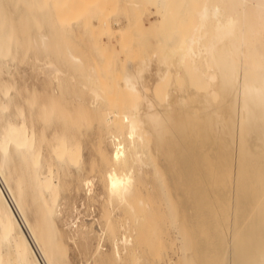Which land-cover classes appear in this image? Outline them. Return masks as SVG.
I'll return each instance as SVG.
<instances>
[{
    "label": "bare ground",
    "instance_id": "6f19581e",
    "mask_svg": "<svg viewBox=\"0 0 264 264\" xmlns=\"http://www.w3.org/2000/svg\"><path fill=\"white\" fill-rule=\"evenodd\" d=\"M21 7L26 15L15 18ZM22 19L35 27L39 50H53L72 76L93 83V100L69 109L24 82L28 94L19 95L14 76L2 77ZM83 32L97 36L93 45L112 61L133 47L143 51L120 61L124 70L113 81V73L99 78L116 82L111 91L121 99L114 96L120 101L110 111L98 108L105 89L95 85V60L90 69L68 41L60 49L68 35ZM44 58L35 60L36 75L59 80L58 61ZM61 114L68 125L60 131L54 123L50 137L47 125ZM93 117L97 142L90 140L86 157L78 123ZM0 119V264H53L65 239L87 248L97 229L119 237L111 206L133 225L134 236L123 224L119 237L132 245L131 264H156L162 248L176 254L173 264H264V0H0ZM94 179L105 196L94 220L100 228L76 218L59 226L63 208H76L67 191L85 187L91 195ZM96 239L90 255L124 262L118 247L100 251Z\"/></svg>",
    "mask_w": 264,
    "mask_h": 264
},
{
    "label": "rangeland",
    "instance_id": "374dc122",
    "mask_svg": "<svg viewBox=\"0 0 264 264\" xmlns=\"http://www.w3.org/2000/svg\"><path fill=\"white\" fill-rule=\"evenodd\" d=\"M23 7H21V9H20V12H19V14L18 15H16L15 16V18H21V16H24V15H26L25 13H24V10L22 9ZM23 12V13H22ZM120 11H117L116 13H119ZM26 20H21V21H17V22H15L14 23V26H15V41H14V44H15V46H13V52H15V57H14V59L12 60V59H10L8 62H7V64L5 65L6 67L8 66H10V68H4L3 69V71L6 69V71H4V73L6 74H4L3 73V78L4 79H10L9 78V76H14V78H15V80H16V82L18 83H16V87H17V90H18V93L17 94H19V95H21V93L23 94V96L24 95H26L27 96V94H28V91H30V90H36L37 91V93H38V95L39 96H41L42 98H44V99H48L49 97V95L51 94V92H52V94L51 95H54L55 97H57V99H58V101L61 103V104H63L64 106L65 105H70L71 103V105L70 106H68L67 105V107L69 108V109H73V107H75V105H79V104H84V102L85 103H88L89 101H90V99L91 100H93L92 98H93V93L91 92L92 90H90L91 89V84H93V83H90V81H87V83H86V80L85 79H83V77L81 78V76L79 77V76H77L76 74L74 75V76H76V77H78L77 79H75L76 77H74V76H72L73 74H72V72H70L69 70H68V68H66V64H65V62H64V60L63 59H61V58H57V56L55 57V52L53 51V50H51V51H53V52H51V51H48V50H46V51H41V50H39V47H36L35 45H34V43H33V37L35 36V34H36V29H35V27H33L32 26V24L30 23V20H27L26 22H25ZM23 23H25V26H21V24H23ZM49 28L46 26V25H44L43 26V31H46V32H48V33H50V29L48 30ZM26 34H27V38H25L26 37ZM73 35H76V34H73ZM73 35H68L67 36V38H66V36H65V38H66V40L65 41H60V40H62V39H65L64 38V36L62 37V35H61V38L59 39V41L61 42V46H60V49H62L65 45H66V42L68 41L69 43H67V44H70V45H73V47H74V49L76 50V52L78 53V54H81V56H83V58L84 59H86L85 61H86V63H88V66L90 65V66H92V67H90V69H92L93 68V66L95 65V64H97V65H95L94 67H95V69L96 70H98V79L101 77V78H105V76H107L108 74L107 73H109V74H112V77H111V79L108 77V76H110V75H108L107 77L110 79V81L112 80H114V76H116L115 78H117V77H119V75L122 73V71L124 70V65H125V62H123V63H121L123 60L124 61H128V60H132V59H136V57L137 58H140V57H138V55L140 56V55H142L143 54V51L142 50H140V49H138V48H131V50H128V52H126V53H123L122 55H116V57H115V61H112V60H110L111 59V57L112 56H110L108 53L107 54H105V55H109V58H103V57H106L105 55H103L105 52H100L99 50H97L96 48H95V44L93 45V40H94V38H96L97 36H95L94 34H91V33H89V32H83V35L82 34H77L76 36H73ZM94 35V36H93ZM60 37V36H59ZM104 37V36H103ZM21 38H23V44L25 45V44H27L26 46H24V45H22V43H20V40H21ZM26 39V41H27V39H28V42H25L24 40ZM58 41V42H59ZM71 41V42H70ZM64 42H65V45H64ZM75 42V43H74ZM13 44V45H14ZM19 44H20V46L21 47H18L19 46ZM63 44V45H62ZM28 46V47H27ZM33 46H34V50H32V48H33ZM63 46V47H62ZM18 47V48H17ZM72 47V46H71ZM22 48V49H21ZM25 48H26V50H25ZM38 48V49H37ZM19 49V50H18ZM133 49H134V51H133ZM33 51V52H32ZM38 51V52H37ZM41 51V52H40ZM133 51V52H132ZM142 53H141V52ZM24 52H26V54H24ZM43 52V53H42ZM44 52H46L45 54H44ZM50 52V53H49ZM130 52H131V54H130ZM21 53H23L24 55H22ZM54 53V54H53ZM101 53V54H100ZM110 53V52H109ZM21 54V55H20ZM111 54V53H110ZM130 54V55H129ZM136 54V55H135ZM17 55V56H16ZM54 57L52 60L53 61H55V62H57V64L63 69V75H65V74H67V75H65L64 76V78H66V79H64L63 78V75H61L62 77H59V80H56L55 78H48V79H46V78H44L43 79V76H39V75H36V74H38L37 73V65H36V58L39 56V58H41V59H43V57H45L44 59H51L52 57ZM127 55L129 56V57H127ZM35 56V57H34ZM93 56V57H92ZM21 57H23V58H21ZM32 57V58H31ZM92 57V58H91ZM22 59L23 60V62L21 61V60H19V59ZM26 58H28V59H26ZM30 58V59H29ZM57 58V60H55ZM94 58V59H93ZM16 59V60H15ZM60 59L62 60V61H60ZM103 59V60H102ZM107 59V61H108V59H109V61L107 62L106 61V67H107V69H106V67L105 66H103L104 64H101V63H105V60ZM25 60H26V62H25ZM28 60V61H27ZM94 60H95V62H94ZM11 61V62H10ZM14 61H16L15 63H14ZM31 61V62H30ZM59 61H60V63H59ZM121 61V62H120ZM13 62V63H12ZM18 62H20V64L18 63ZM30 62V63H29ZM8 63H9V65H8ZM95 63V64H94ZM119 63H121L122 65H121V67H120V64ZM62 64H64V65H62ZM110 64H113V66H111L112 68H110L109 66H110ZM124 64V65H123ZM36 65V66H35ZM98 66V67H97ZM32 67V68H31ZM89 67H88V69H89ZM97 67V68H96ZM110 69H109V68ZM118 67V68H117ZM36 68V69H35ZM103 68L105 69V70H103ZM23 71H22V70ZM30 69V70H29ZM113 70V72H112V70ZM21 70V71H20ZM118 70V72H119V74H117L118 72H116ZM8 71V72H7ZM35 71V73H33ZM105 71H106V73H105ZM111 71V72H110ZM18 72H20V73H18ZM30 72V73H29ZM92 72V70L91 71H88V73H91ZM7 73H8V75L9 76H7ZM12 74V75H11ZM19 74H21V76L22 77H19L20 75ZM27 74V75H26ZM69 74V75H68ZM116 74V75H115ZM114 75V76H113ZM24 76V77H23ZM27 76V77H26ZM36 76H38V77H36ZM71 76V77H70ZM19 77V78H18ZM26 77V78H25ZM42 77V78H41ZM69 77H70V79H69ZM72 77H74V78H72ZM22 78V79H21ZM23 78H25V80L23 79ZM32 78V79H31ZM37 78H39V79H37ZM61 78H63V80L61 79ZM81 78V79H80ZM100 78V79H101ZM108 78H106V80L104 81L103 79L100 81V79H99V82L97 83V84H95L96 85V87H98L99 85H101V86H99L100 88H103V89H105L103 92H102V95H103V101L101 100V102H99L98 103V108H100V109H104V106H106V108H105V110H107V108L108 109H110L109 107L110 106H114L115 104H117V103H119V99L118 98H116L115 100H113V98H114V96L115 95H118L117 93H115V95L113 94L114 92H116V87H115V91L114 92H112L111 90H112V88H113V85L115 86L116 85V82L114 81V83L115 84H112L113 82H110V84L108 83V81L109 80H107ZM18 79H20V80H18ZM28 79V80H27ZM45 79L48 81V82H46L45 81ZM73 79V80H72ZM36 80V81H35ZM42 80H44L43 81V83H41V82H39V81H42ZM54 80V81H53ZM72 80V81H71ZM79 82H78V81ZM81 80H85L84 82H85V84H81V82L82 83H84L83 81H81ZM115 80H117V79H115ZM54 82V84H53V82ZM60 83H59V82ZM62 81H63V83H62ZM70 81V83H68ZM74 81H75V85H74ZM77 81V82H76ZM107 81V82H106ZM20 82V83H19ZM24 82V87L25 86H27L26 87V90H28L27 92H26V90H25V88H22L23 87V83ZM50 82V83H49ZM57 82H58V84H57ZM100 82H102L101 84H100ZM105 82H106V84H105ZM65 83V84H64ZM72 83V84H71ZM22 84V85H21ZM29 84H30V86L32 87V89H30L31 87L29 86ZM32 84V85H31ZM43 84H45V86L43 85ZM60 84V85H59ZM62 84V85H61ZM80 84V85H79ZM109 84V85H108ZM19 85H21V86H19ZM48 85H50V87L48 86ZM53 85V86H52ZM58 85V86H57ZM69 85H71V86H69ZM84 85V86H83ZM106 85V86H105ZM29 86V87H28ZM47 86V87H46ZM60 86V87H59ZM94 86V85H93ZM21 87V88H20ZM49 87V88H48ZM20 88V89H19ZM28 88V89H27ZM46 90H48V91H50V93L48 92V91H46ZM48 88V89H47ZM57 88V89H56ZM62 88V89H61ZM45 90V91H43V92H41L42 90ZM60 89V90H59ZM114 89V88H113ZM25 90V94H24V91ZM41 90V91H40ZM58 92H56V91ZM60 91V94H59V91ZM106 90H108L107 92H109V93H106ZM55 91V92H54ZM21 92V93H20ZM40 92V93H39ZM118 92V91H117ZM106 93V94H105ZM13 94H15V93H13ZM17 94H15V95H17ZM109 94H111V95H109ZM45 95H47V96H45ZM60 95V96H59ZM92 95V96H91ZM109 95V96H108ZM120 95V94H119ZM119 95H118V97H119ZM64 97V98H63ZM109 97V98H108ZM117 97V96H116ZM61 98V99H60ZM68 99V102H70V103H68V102H66V101H64V99L65 100H67ZM71 98H74L75 99V101H79L78 103L77 102H75L74 100H72ZM120 98V97H119ZM60 99V100H59ZM109 99V100H108ZM112 99V100H111ZM121 99V98H120ZM62 100V101H61ZM119 100V101H118ZM118 101V102H117ZM75 102V103H74ZM110 102H112V103H110ZM113 102H115V104L113 103ZM65 103V104H64ZM77 103V104H76ZM102 103V104H101ZM74 104V105H73ZM71 107V108H70ZM104 110V111H105ZM107 111H110V110H107ZM61 117H58V120H56V121H52V123H49L47 126V128H49L48 129V131L50 132H47V129H46V133L49 135V134H52L51 133V131H52V127L54 126V123H56V124H58V126H60L59 127V130L60 131H64L65 130V128H66V126L68 125V119H65V118H63L62 119V114L60 115ZM67 118V117H66ZM60 119H61V121H60ZM85 121H84V120ZM63 120V121H62ZM60 121V122H59ZM81 121L82 122H84V123H81ZM0 122H2V120L0 119ZM64 122V123H63ZM80 123H78L79 124V131H78V134H80V133H82V134H80V138H82L85 134V136L83 137L84 139H81V140H83V141H81V144H84V145H82V148H83V154H84V156H86L87 157V155H88V153H90V150H91V148H92V146L91 145H93V143H95V142H97L96 141V139H97V136L95 137V134H94V131H95V126H96V123H97V120H96V118L95 117H93L91 120L89 119V122H88V120L87 119H85V118H82L80 121H79ZM88 123V124H86V125H82V124H85V123ZM60 123V124H59ZM90 123V124H89ZM92 123H94V126L92 125L91 126V124ZM55 124V125H56ZM53 125V126H52ZM49 126H51V128L49 127ZM57 126V125H56ZM82 126H85V127H83L84 129H81L82 128ZM89 126H91V127H93V128H91L90 129V127ZM95 127V128H94ZM51 129V130H50ZM89 130V131H82V130ZM94 129V130H93ZM84 132H86V133H84ZM93 132V133H92ZM84 133V134H83ZM87 133H88V135H87ZM46 134V135H47ZM77 134V135H78ZM89 134L91 135L90 136V138L89 137H87L86 138V136H89ZM50 136V135H49ZM49 136H47L48 138H50ZM93 137V138H92ZM95 138V139H94ZM90 140H92V141H95V142H92V141H90ZM90 142H92V144L90 145ZM85 143H86V145H85ZM46 145L47 144V142H43V145ZM45 145H44V147H43V149L45 150V148H47V147H45ZM42 149V150H43ZM109 149H111V147L109 148ZM46 152H47V149L45 150ZM45 151H43V153L45 154L46 152ZM152 174H151V172L149 173V175H148V179L149 180H153L154 178H153V176H151ZM88 177V175H84L83 174V177ZM75 180H76V182H75ZM77 180H78V182L80 183V180L79 179H75L74 178V185H80L78 182H77ZM99 182H98V180L96 179H94L93 180V184H92V191L93 192H91V195H88L87 193V195L85 194V192H87L86 191V188L84 187V190L82 189V190H79V191H76V190H74L73 189V187L71 188V193H70V191H67V194H69L71 197L72 196H75V202H74V206H76V208L74 209V207H72V204L71 203H68L67 205H66V207H64L63 208V214H62V218H64V219H62L61 221H59L58 223H59V226H62L63 225V222L66 220V221H72L74 218H76V220L75 221H78V223H81V222H89V224L90 223H93L94 222V224H93V226H94V229H95V231H96V229H97V227L98 228H100L99 227V225H97L98 224V222L97 221H94L95 219H97L98 217L100 218L101 217V215H102V213H103V206H102V202H101V200H103L104 199V195H103V189H102V186L100 185V183L98 184ZM101 190H102V192H101ZM74 192V193H73ZM83 192V193H82ZM95 192V193H94ZM97 192V193H96ZM99 193H101V194H99ZM98 195H100V196H98ZM92 196V197H91ZM93 196H95L96 197V199H95V197H93ZM70 197V198H71ZM77 197V198H76ZM88 197V198H87ZM102 198V199H101ZM94 199H95V201H94ZM99 199H101L100 201H98ZM70 204V205H69ZM105 204H107V202H105ZM69 206V207H68ZM108 206V205H107ZM71 207H72V209H71ZM122 208H118V207H116V206H111V210H112V216H113V218H114V220H116L115 222H116V226H117V228H119V229H117L116 227V229H115V236H119V237H121L122 236V234L126 231L125 230V227H123V224H124V222L123 221H125L124 219L126 218V216H127V214L124 212V213H122V211H123V209L121 210ZM121 210V212H119V211ZM93 211V212H92ZM66 212V213H65ZM117 213H119V214H117ZM29 214H30V216L32 217V215H31V213H30V211H29ZM70 214V215H69ZM95 214V215H94ZM120 214H121V216H120ZM122 214H124V215H122ZM92 215V216H91ZM71 216V217H70ZM124 218H123V217ZM70 217V218H69ZM73 217V218H72ZM123 218V220L122 221H120L121 219L120 218ZM79 218V219H78ZM93 218V219H92ZM118 218V219H117ZM90 220V221H89ZM92 221V222H91ZM118 221V222H117ZM120 221V222H119ZM129 223V221H127V223H125L124 225H126L127 226V228L126 229H128L127 230V232H129V233H131L133 236H134V233H132V232H134L132 229H133V225H129L128 224ZM120 225V226H119ZM129 225V226H128ZM96 227V228H95ZM102 227V226H101ZM129 227V228H128ZM124 230H123V229ZM131 228V229H130ZM103 229V228H102ZM97 231H98V233L100 234V241H101V245H102V249H100V251L101 250H103V251H108V250H111V249H114L115 250V248L116 247H118V250L120 251V254H121V257H122V260L124 261V262H122V264H131V262L129 263V253H130V251L129 252H127V250H130L131 249V247H132V245L130 246L129 244L127 245L128 247L126 248L125 246L126 245H121L122 243H121V241H119V237H114L113 235H111L110 233V235L114 238H112L111 236H109V234H107L108 232H105V230H103V232H102V230L101 229H97ZM100 231V232H99ZM101 232H102V237H101ZM173 232V231H172ZM96 233V238L99 236V234L97 233V232H95ZM105 233V234H104ZM117 233H118V235H117ZM173 234V233H172ZM174 235V234H173ZM172 235V236H173ZM93 236V235H92ZM108 236V237H107ZM172 236H170V238L172 237ZM95 237L89 242V247H85V248H83L84 246H80V244L78 245V244H75V243H73V242H71V241H66V239H65V242H66V244H63V246L61 247V251L59 252V254L57 253L56 254V256H55V258H54V261H53V264H104V263H102L101 262V260H100V254L102 255V252L101 253H99V252H97L96 254H95V257H94V255L92 256V254L90 255V253L92 252V247H94L95 246V244L97 243V239H96ZM110 238H112V239H110ZM169 238V239H170ZM110 240H111V242H110ZM133 240H134V237H133ZM118 241H119V244H118ZM106 242V243H105ZM111 243H112V245H111ZM176 243H178V244H176ZM179 240H176L175 241V243H174V247L173 248H175V249H177L178 248V246H179ZM69 244V245H68ZM116 244V245H115ZM78 245V246H77ZM65 246V247H64ZM112 248H111V247ZM115 246V247H114ZM81 247H82V249H81ZM120 247V248H119ZM130 247V248H129ZM59 248V247H58ZM69 248V249H68ZM78 248H79V250H78ZM108 248H111V249H108ZM85 249V250H84ZM88 249V250H87ZM105 249V250H104ZM122 249V250H121ZM125 249V250H124ZM127 249V250H126ZM168 249H170V248H162V252H164L166 255L164 256V257H162L161 258V260L160 259H158L159 260V262L157 261V263L156 264H173L174 262L176 263V258L175 257H177L176 256V254L174 255V253L172 252V254L174 255V257H173V255H171V253H170V250L168 251ZM91 252H90V251ZM166 252H165V251ZM84 251V252H83ZM88 251H89V255H88ZM122 251V252H121ZM66 252V253H65ZM87 252V253H86ZM124 252V253H123ZM127 252V253H126ZM99 253V255H97ZM147 255H148V253H146ZM145 253L142 255L141 254V259H140V261H141V263H142V260H143V258L145 259V257L147 256ZM67 255V256H66ZM65 256V257H64ZM90 256V257H89ZM99 256V257H98ZM127 256V257H126ZM145 256V257H144ZM172 258V260H170ZM93 259V260H92ZM125 259H127L126 261H125ZM175 260V261H174ZM94 261V262H93ZM168 261H170V263H165V262H168ZM172 261H173V263H172ZM93 262V263H92ZM128 262V263H127ZM110 264H112V263H110ZM115 264V263H114ZM116 264H117V262H116Z\"/></svg>",
    "mask_w": 264,
    "mask_h": 264
}]
</instances>
